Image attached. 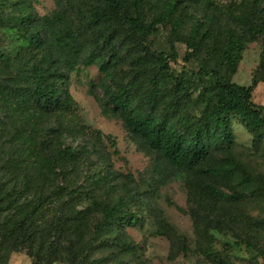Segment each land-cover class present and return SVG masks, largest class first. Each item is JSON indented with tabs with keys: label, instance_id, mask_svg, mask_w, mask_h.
<instances>
[{
	"label": "trees",
	"instance_id": "trees-1",
	"mask_svg": "<svg viewBox=\"0 0 264 264\" xmlns=\"http://www.w3.org/2000/svg\"><path fill=\"white\" fill-rule=\"evenodd\" d=\"M54 1L40 15L31 0H0V37L11 30L20 40L15 54L0 45V264L22 251L52 262L103 264L93 256L99 250H137L125 233L141 225V210L132 208L143 198L141 187L119 185L110 168L78 183L81 153L62 145L50 126L72 107L66 80L80 65L102 73L103 114L122 119L137 146L155 155L152 179L162 176V166L185 179L200 236L209 243L210 230L240 229L255 244L250 236L264 229V219L243 204L264 201V172L236 154L233 121L260 153L264 105L253 92L264 76L256 71L247 86L233 77L248 44L264 37V0L224 7L212 0ZM160 35L166 46L157 48ZM177 43L197 68H172ZM118 186L124 195H114ZM258 250L264 257V246ZM209 258L227 264L217 252ZM111 264L140 263L116 254Z\"/></svg>",
	"mask_w": 264,
	"mask_h": 264
},
{
	"label": "rangeland",
	"instance_id": "rangeland-1",
	"mask_svg": "<svg viewBox=\"0 0 264 264\" xmlns=\"http://www.w3.org/2000/svg\"><path fill=\"white\" fill-rule=\"evenodd\" d=\"M212 1L224 7L241 0ZM31 3L40 15L48 14L55 8L54 0H31ZM19 44L20 40L11 30L3 32L0 37V45L12 54L17 52ZM176 45L180 57L178 62H172V68H197L194 61L184 60L186 46L181 43ZM155 46H166L162 35L156 39ZM263 48L264 37L248 44L233 77L234 82L247 86L251 84L256 71L264 76V69L259 67ZM101 83L102 73L97 66L80 65L66 80V93L71 98L72 107L60 116H53L50 123L51 127L57 129L62 145H72L81 153V172L76 177L78 183L86 184L93 172L110 168L118 173L116 182L119 185H139L144 192L142 200L132 205L134 210H141L138 211L142 218L141 225L128 227L125 233V239L136 246V252L122 254L118 250L104 249L93 256L102 260L103 264H111L116 254L122 260L140 264H222L209 258V254L214 251L223 255L227 264H264V257L258 250V247L264 246V229L250 236L252 240H249L255 244L249 243L240 229L226 233L210 230L213 237L209 243L200 236L198 223L202 221L199 219V209L190 202L185 179L172 175L165 166H162V176L152 179V174H156L153 169L155 155L137 146L122 119L103 114L105 97ZM253 100L264 105V82L259 83L254 90ZM233 128L238 157L255 170L264 172V143L261 152L255 153L250 149L252 135L247 129L237 119L233 121ZM104 159L106 164H102ZM34 161L35 157L29 160ZM149 183H153L154 188ZM113 192L115 196L124 195L119 186ZM88 204L84 202L81 207L85 208ZM56 207L57 202L51 205L50 212ZM243 207L251 215L264 219V201L251 199ZM8 264L69 263L62 260L52 262L22 251L13 253Z\"/></svg>",
	"mask_w": 264,
	"mask_h": 264
}]
</instances>
